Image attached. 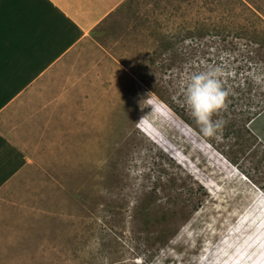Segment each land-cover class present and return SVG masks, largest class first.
I'll return each mask as SVG.
<instances>
[{"label":"rangeland","instance_id":"obj_1","mask_svg":"<svg viewBox=\"0 0 264 264\" xmlns=\"http://www.w3.org/2000/svg\"><path fill=\"white\" fill-rule=\"evenodd\" d=\"M173 1L125 0L29 92L12 121L27 160L0 185V264H264V146L246 128L264 60L206 37L194 59L223 70L228 97L222 131L203 136L151 63ZM189 66L185 83L207 70Z\"/></svg>","mask_w":264,"mask_h":264},{"label":"crops","instance_id":"obj_2","mask_svg":"<svg viewBox=\"0 0 264 264\" xmlns=\"http://www.w3.org/2000/svg\"><path fill=\"white\" fill-rule=\"evenodd\" d=\"M125 0H0V185L27 160L12 121L29 92ZM264 144V110L249 123Z\"/></svg>","mask_w":264,"mask_h":264},{"label":"trees","instance_id":"obj_3","mask_svg":"<svg viewBox=\"0 0 264 264\" xmlns=\"http://www.w3.org/2000/svg\"><path fill=\"white\" fill-rule=\"evenodd\" d=\"M170 1V0H169ZM260 0H175L172 9H166L157 16L156 30L153 32L155 47L151 63L153 70L170 69L169 84L174 89L186 86L183 75L184 65L189 68H212L196 60L198 53L208 52L210 42H226L229 35L245 39L248 55L253 59L264 60V13ZM211 40H207V36ZM253 53V55H252ZM198 62L196 64L193 61ZM192 71H190L191 73ZM194 74V73H193ZM251 87L253 85L251 84ZM254 108L246 122L247 130L260 142L248 126L249 121L264 110V98L252 101ZM233 105V104H232Z\"/></svg>","mask_w":264,"mask_h":264},{"label":"clouds","instance_id":"obj_4","mask_svg":"<svg viewBox=\"0 0 264 264\" xmlns=\"http://www.w3.org/2000/svg\"><path fill=\"white\" fill-rule=\"evenodd\" d=\"M223 75L222 69L209 68L192 74L185 86V103L205 137H217L222 131L223 123L214 121L213 117L227 107L228 92L223 86ZM146 117H142L138 125L143 123Z\"/></svg>","mask_w":264,"mask_h":264},{"label":"water","instance_id":"obj_5","mask_svg":"<svg viewBox=\"0 0 264 264\" xmlns=\"http://www.w3.org/2000/svg\"><path fill=\"white\" fill-rule=\"evenodd\" d=\"M157 141V140H156ZM200 146V148L201 149H204V147H202L201 145H199ZM206 150V149H205ZM208 153H209V155L211 156V152L210 151H208ZM185 161H187V159H184ZM199 178V177H198ZM208 181H210V178L209 177H207V179H205V182L204 181H202L201 180V182L205 185V186H207V184H206V182H208ZM208 187V186H207Z\"/></svg>","mask_w":264,"mask_h":264}]
</instances>
